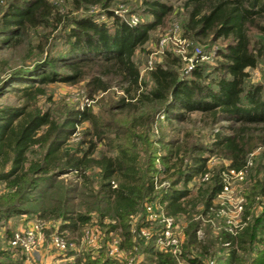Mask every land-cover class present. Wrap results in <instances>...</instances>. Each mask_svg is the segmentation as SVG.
Wrapping results in <instances>:
<instances>
[{
    "label": "trees",
    "instance_id": "obj_1",
    "mask_svg": "<svg viewBox=\"0 0 264 264\" xmlns=\"http://www.w3.org/2000/svg\"><path fill=\"white\" fill-rule=\"evenodd\" d=\"M113 1L70 0L74 11L81 10L71 15L49 0H0V48L19 47L25 36L39 35L38 31H56L59 40L54 54L46 53L7 74L16 80L10 90L19 104L0 105V220L26 214L23 204L38 202L36 218H59L58 231L72 234L94 219L105 235H116L118 248L129 254L141 246L133 230L146 224L144 204L154 201L165 215L181 214L189 219L178 257L198 264L190 250L198 249L201 257H210L209 248L218 243L225 252L220 264H243L247 259L242 255H249L259 243L262 249L255 250L248 264H264V164L260 158L252 160L253 167L247 161L254 149L264 148V92L259 83H245L247 69L258 61L264 65V24L258 21L264 17V0H179L186 16L183 35L222 39L223 46L215 51L221 60L209 71L213 77L204 73V64H194L187 78L179 74L180 58L167 53L146 71L150 86L141 78L133 54L171 7L162 0H140L150 20L131 24L108 9ZM89 5L100 6L105 19L87 14L85 6ZM252 30L259 37L251 35ZM55 67L65 72L59 73ZM205 78L209 83H204ZM55 81H82L88 98L117 88L120 95L101 110L110 119L99 118L87 104L55 119L49 109L37 104L44 86ZM193 112L202 114L201 121L207 125L228 123L219 128L223 132H214L207 147H187L177 138L152 135L155 127L159 129V115L167 121L184 122ZM124 114L128 116L124 124L112 120ZM83 122L87 128L69 147L76 126ZM99 144L105 151L94 155ZM153 149L161 154L156 157ZM141 150L145 153L143 168ZM210 155L227 164L208 169ZM155 160L160 168L154 166ZM92 168L96 180L87 172ZM227 169L248 170L250 185L242 205V226L234 233L222 230L209 242L197 237L201 221L191 217L198 204L202 205L200 214L208 211L221 192L222 173ZM204 173L207 182L194 195L187 184ZM62 175L72 179L58 181ZM161 175L169 182L158 188ZM255 205L260 211L253 217L250 210ZM4 233L11 238L7 229ZM10 247L24 254L18 247ZM141 247L148 262H175L150 242ZM0 256L6 259L10 255L1 251ZM73 260L63 264H122L101 251L96 256L81 252Z\"/></svg>",
    "mask_w": 264,
    "mask_h": 264
},
{
    "label": "rangeland",
    "instance_id": "obj_2",
    "mask_svg": "<svg viewBox=\"0 0 264 264\" xmlns=\"http://www.w3.org/2000/svg\"><path fill=\"white\" fill-rule=\"evenodd\" d=\"M52 3L56 4L60 11L67 12L71 11V15H78L79 11L73 10V6L70 0H49ZM171 7V12L165 17L161 25L157 26L155 29L149 32V37L147 41L139 48L134 51L133 60L138 65L141 78L146 82L147 86H150V81L147 78V64L148 62L151 65L154 63L161 62L164 56L167 53L178 56L180 58L181 66L178 71L179 74L184 75L189 78V72L192 67L190 65L194 64H204V73L208 74L209 77H213L214 74L209 71L211 68L218 63L221 59L215 55L216 49H220L224 41L218 39L216 41L211 40L209 37L204 39H197L194 37H187L183 35L182 24L185 20V11L181 6L179 0H162ZM84 7V6H83ZM87 14L97 15L101 19H105V14L103 9L100 6L89 5L85 6ZM109 10L119 13L123 18L131 23L135 19L137 21H147L150 20V15L146 13L143 9L140 0H114L108 6ZM132 10V12H130ZM261 24H264V17L258 20ZM251 35L255 38L259 37L256 31H251ZM39 35L36 36H25L23 38V43L19 47H9L5 46L0 48V105L4 106H17L19 101L16 100L15 95L11 92V87L14 85L13 82L16 80L12 77H7L8 73L18 67L23 65H29L35 59L43 58L46 53L54 54L58 47V32L38 31ZM41 36V37H40ZM184 39V41H183ZM41 45V46H40ZM43 47L41 54L39 53V48ZM195 49H198L200 52L199 55L195 54ZM55 71L59 73L65 72V69L60 67H55ZM248 77L246 79V84L259 83L263 86L264 92V65L261 61H258L256 66L251 69H247ZM205 78L204 83H209V79ZM45 93L38 97L37 104L42 109H49L52 116L60 120L68 109L79 108L84 104H87L90 110L99 116L102 119H110L109 116L101 113V110L107 108L108 101L114 100L117 96L120 95V92L115 87H111L107 92H97L93 94L91 98L87 97L84 84L82 81L76 83H64V82H51L44 86ZM202 114L199 112H193L189 115V118L184 122L177 121H167L159 117L156 118V126H159V129L156 127L152 131L158 135H162L163 138L171 139L177 138L179 141L185 142L187 147L195 145H201L207 147L210 143L211 138L216 130L223 132L219 129L222 126L227 125V122L218 121L215 124L207 125L204 124L202 120ZM128 116L118 115L112 118L115 122L125 123ZM87 128V123L83 122L82 124L76 126L73 135L68 141V146L72 147L75 145L77 140L80 138L82 131ZM152 148H159L158 146H151ZM105 151V148L102 144L97 146L96 152L94 155L102 153ZM152 151V150H151ZM148 152V150H147ZM153 153L156 157L161 154V151H155ZM140 155V167H144L145 153L142 152ZM206 155V154H204ZM263 155V156H262ZM255 158L256 161L259 160L260 163L264 164V148H256L248 156V162L252 165V160ZM156 168H160V164L157 160L154 162ZM227 161L220 159L214 155L208 156L207 167L208 169H214L220 165L225 166ZM88 174L93 180H96L95 170L88 169ZM209 175V174H208ZM70 175H62L60 180L67 183L71 180ZM161 181L158 184V188H161L164 185H168L169 180L164 177V175L159 176ZM203 182L200 177H196L193 181L189 182L187 186L192 189V193L196 194V189L200 187ZM250 185L248 170L244 172L243 178L237 180L234 178H229V189L225 192H220L214 199L211 201V207L205 214H200L202 205L198 204L195 210L196 212L192 214L191 220H200L201 229L196 231V235L200 239H207V241L212 242L215 240L216 235L219 232L226 231L234 233L238 231L242 226L241 223V213L242 205L245 203L244 195L248 191ZM35 195V194H34ZM36 197V196H35ZM33 197V198H35ZM264 204V199L261 200ZM154 202V201H153ZM152 203V202H151ZM158 204V203H156ZM159 205V204H158ZM38 202L30 203L26 202L23 204V208L28 212L26 214L10 216L6 220H0V252L7 251L9 253L8 258H3L0 256V262L3 264H63V263H72L74 256L79 255L81 252L90 253L93 256H96L99 251L103 252L107 256L117 259L122 264H154V262H148L145 259L144 253L142 252V247L146 243H152L154 248L161 251L156 245L155 238H140L134 234L136 240H141L140 247L135 249L132 253L125 252V250H120V253L111 251L112 247L117 245L118 237L112 233L104 234L103 229L100 228L95 222L94 219L91 221L93 223L86 224L80 231L75 233H68L67 231H58L59 224L61 220L59 218H46L38 219L36 218ZM238 206L240 209L238 210ZM36 209V210H35ZM38 211V210H37ZM260 211V206L255 205L251 208L250 212L253 217ZM144 213V210H143ZM145 217V214H144ZM171 217V216H170ZM172 218L173 224V234L177 237L180 250H182V244L186 239L185 230L188 226V220L184 215H176ZM28 223H38L42 226L41 229V242L38 247V252L34 255L33 259H26L25 255L20 251H14L10 247L8 242L10 239L5 237L4 231L7 229L9 233L12 234L18 228L23 227ZM156 223H153L152 227ZM84 229L93 230L94 234L97 235V239L93 244H88L83 237ZM132 231V229H131ZM54 232H61L65 239L68 241V245L64 250H57L56 248L50 246L49 238ZM10 237V235H9ZM207 242V243H209ZM118 247V245H117ZM119 249V248H118ZM262 249V246L259 243L253 245L252 251L249 255H242L245 262L243 264H248L250 258L255 256V250ZM170 254L173 259V264H191L186 261L184 257H178L172 255V253L164 250ZM211 256L201 257L198 249H191V257H197L199 262L198 264H220L222 263V257L225 255L224 249H222L221 244L213 243L212 247L209 248ZM73 253L74 256H73ZM71 254V255H70Z\"/></svg>",
    "mask_w": 264,
    "mask_h": 264
},
{
    "label": "built area",
    "instance_id": "obj_3",
    "mask_svg": "<svg viewBox=\"0 0 264 264\" xmlns=\"http://www.w3.org/2000/svg\"><path fill=\"white\" fill-rule=\"evenodd\" d=\"M137 20L131 22V24L136 23ZM184 41V39H183ZM195 54L199 55L198 49H195ZM150 62L147 64V70L152 68ZM190 67H192L190 65ZM160 119L163 118V115L158 116ZM244 172L243 170H233L227 169L222 173V188L221 192H225L229 189V178H234L237 180H241L243 178ZM201 180L207 179V174L204 173ZM240 206H238V210ZM144 214H145V225L139 227L137 230H133L137 237H144L152 239L155 238L156 245L158 248L163 249L161 251L167 250L172 253V255L177 256L179 254L180 244L173 234V224L172 218L163 213L161 207L156 204V202H148L144 204ZM156 223L154 226V230L152 225ZM42 226L36 223H28L23 227L16 229L12 232L9 243L13 247H18L25 255L26 259H33L34 255L38 252V247L40 245L42 236H41ZM83 237L87 241L88 244H93L97 235L94 234L93 230L84 229ZM50 246L56 248L57 250H64L69 244L65 239V236L61 232H54L49 238ZM111 251H115L120 253V249L113 246Z\"/></svg>",
    "mask_w": 264,
    "mask_h": 264
}]
</instances>
